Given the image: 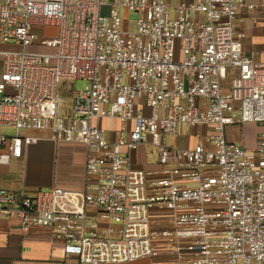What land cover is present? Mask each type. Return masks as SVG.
I'll return each instance as SVG.
<instances>
[{"label": "built area", "instance_id": "2783aa9c", "mask_svg": "<svg viewBox=\"0 0 264 264\" xmlns=\"http://www.w3.org/2000/svg\"><path fill=\"white\" fill-rule=\"evenodd\" d=\"M243 9L264 0H178L174 16L170 0H0V44L18 46L0 48V165L39 141L32 131L87 146L83 189L0 185V218L47 226L79 264H264V128L252 146L226 132L264 126V62L245 51ZM68 80L84 85L60 89ZM198 125L212 132L167 142ZM148 143L153 168L134 157Z\"/></svg>", "mask_w": 264, "mask_h": 264}, {"label": "crops", "instance_id": "0c3cea01", "mask_svg": "<svg viewBox=\"0 0 264 264\" xmlns=\"http://www.w3.org/2000/svg\"><path fill=\"white\" fill-rule=\"evenodd\" d=\"M252 13L243 9V20L240 23L243 30L245 27L243 23L252 16ZM249 26L253 25H248L247 29ZM248 37L246 33L245 51L253 53L256 59L264 62V51L258 47L256 38L252 41ZM234 126L232 124L226 128L228 139L244 142L247 146L255 144L258 134L264 128L256 122H243L240 126L242 132L244 127L252 128L254 131L252 139L245 140L242 133L240 136L232 135ZM33 134L40 136V139L28 145L21 158H15L9 164L0 165V185L12 190L23 187L33 190L54 185L68 189H83L87 146L82 142L54 141L50 138V133L44 130ZM142 146L135 151L136 165L144 168L155 167L154 163L147 162L145 158L142 160ZM147 260L151 264V261ZM70 263L79 264L76 256L68 259L65 257L63 242L53 237L47 226H32L27 231H23L18 220L0 218V264Z\"/></svg>", "mask_w": 264, "mask_h": 264}, {"label": "rangeland", "instance_id": "374dc122", "mask_svg": "<svg viewBox=\"0 0 264 264\" xmlns=\"http://www.w3.org/2000/svg\"><path fill=\"white\" fill-rule=\"evenodd\" d=\"M107 2H109V0H106ZM178 0H170V5H171V15L174 16V11H173V7L175 6L176 2ZM119 15L122 18V27H127L128 29H135V22L138 18V14L134 13V12H128L126 11L124 8H120L119 9ZM126 23V24H125ZM243 25L246 27H244L245 32L247 33V35L249 36L248 38L250 40H257V45L258 47H260V49H263L262 51H264V10L262 11H256L252 13V16L250 18L247 19V21L245 23H243ZM248 25H253L252 27L249 26L247 29ZM35 30L38 32L39 36H43V35H50L53 34L56 30V28L54 26L48 25L45 26L44 28H42V26H35L34 27ZM250 28V29H249ZM0 48L2 49H17L18 46L17 45H13V44H0ZM27 50H33V51H52L51 48H47V47H39V46H29L27 47ZM67 83H71L73 85V87L75 89H80L83 87L84 82L82 80H68L66 82H61L59 85L60 89H65V85ZM63 96H64V107L68 108L70 107V100H71V95L67 92H65V90L63 91ZM101 125L107 129H111V130H116V128H118L119 123L116 119H103L101 122ZM243 123H235L234 125V129L232 131V135H237L240 136L241 133L243 134L245 140H250L253 137V129L252 128H247L244 127L243 132L241 130V125ZM258 125H263L261 123H257ZM4 130L6 129L7 131L10 132H14L13 129H7V128H3ZM36 131H32L31 133H35ZM212 132V127L210 126H206V125H198L196 127H192L190 128L188 131H184L183 135L181 137L178 138H174L172 136H168L167 137V142L169 144H174V145H179V146H188L189 144H193L195 143L197 140H202L206 137V135L210 134ZM237 143L243 144V145H247L246 143H242L240 141H235ZM142 160H144V158L147 160V162L149 163H154L155 159H156V154H157V148L148 143L146 144V146H142ZM144 154V155H143ZM72 264V263H70ZM125 264H150L149 261L147 259H140V260H136V261H131V262H126ZM152 264H158L156 262H152Z\"/></svg>", "mask_w": 264, "mask_h": 264}]
</instances>
